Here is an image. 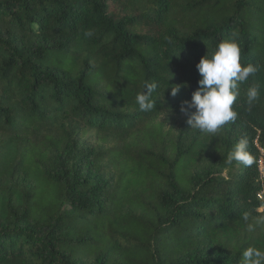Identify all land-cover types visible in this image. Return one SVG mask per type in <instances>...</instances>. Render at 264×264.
<instances>
[{
  "label": "trees",
  "instance_id": "trees-1",
  "mask_svg": "<svg viewBox=\"0 0 264 264\" xmlns=\"http://www.w3.org/2000/svg\"><path fill=\"white\" fill-rule=\"evenodd\" d=\"M233 33L259 68L237 120L214 136L169 122ZM242 136L251 167L227 161ZM256 138L264 149V0H0V264H239L264 249V224L242 219L264 217Z\"/></svg>",
  "mask_w": 264,
  "mask_h": 264
},
{
  "label": "clouds",
  "instance_id": "clouds-1",
  "mask_svg": "<svg viewBox=\"0 0 264 264\" xmlns=\"http://www.w3.org/2000/svg\"><path fill=\"white\" fill-rule=\"evenodd\" d=\"M93 35L92 30L84 32L85 38ZM236 34L219 41L211 53H206L196 68L200 75L199 87L192 93L190 101H184L180 111L188 115L187 123L191 129L198 130L204 134L215 135L228 123H234L238 118V112L233 105L240 95L239 85L246 82L248 78L259 70L258 66L252 64H241V48ZM183 85L171 87V95L175 97ZM159 87L157 82L146 83L144 90L136 96L139 110L149 112L155 109L153 94ZM165 94V92H164ZM247 109H251L259 101L260 89L258 85H250L246 91ZM249 139L247 136L239 138L232 150L228 153L227 161H233L251 167L255 163L253 155L249 152ZM242 219L247 223L248 231H255L256 227L264 224V217L256 218L251 223L250 214L242 213ZM239 264H264V249L257 246L246 247L239 261Z\"/></svg>",
  "mask_w": 264,
  "mask_h": 264
},
{
  "label": "built area",
  "instance_id": "built-area-1",
  "mask_svg": "<svg viewBox=\"0 0 264 264\" xmlns=\"http://www.w3.org/2000/svg\"><path fill=\"white\" fill-rule=\"evenodd\" d=\"M254 146L258 152L256 172L259 183V191L257 193V200L260 202L259 212V210H264V149L259 145L257 138L254 140Z\"/></svg>",
  "mask_w": 264,
  "mask_h": 264
},
{
  "label": "rangeland",
  "instance_id": "rangeland-1",
  "mask_svg": "<svg viewBox=\"0 0 264 264\" xmlns=\"http://www.w3.org/2000/svg\"><path fill=\"white\" fill-rule=\"evenodd\" d=\"M188 115H189V114H188ZM188 115H186V114H184V113H182V112H180V113H178V114H171V115L169 116V117H171V118L169 119V122H175V123H177V124H182L183 120H184L185 118H187ZM88 137H89L88 134L84 136V138H88ZM261 212H264V210H259V213H261Z\"/></svg>",
  "mask_w": 264,
  "mask_h": 264
}]
</instances>
